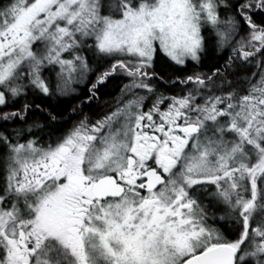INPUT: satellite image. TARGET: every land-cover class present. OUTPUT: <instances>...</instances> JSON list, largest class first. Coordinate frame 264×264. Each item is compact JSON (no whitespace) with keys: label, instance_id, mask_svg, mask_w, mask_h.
<instances>
[{"label":"snow or ice","instance_id":"1","mask_svg":"<svg viewBox=\"0 0 264 264\" xmlns=\"http://www.w3.org/2000/svg\"><path fill=\"white\" fill-rule=\"evenodd\" d=\"M0 264H264V0H0Z\"/></svg>","mask_w":264,"mask_h":264}]
</instances>
